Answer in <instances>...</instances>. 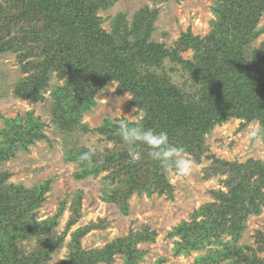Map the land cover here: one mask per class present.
Here are the masks:
<instances>
[{
	"label": "trees",
	"instance_id": "obj_1",
	"mask_svg": "<svg viewBox=\"0 0 264 264\" xmlns=\"http://www.w3.org/2000/svg\"><path fill=\"white\" fill-rule=\"evenodd\" d=\"M212 1L210 30L203 36L187 30L167 46L151 39L155 6L139 8L131 21L119 12L107 29L99 12L115 0H0V53H15L25 74L14 94L36 102L50 88L52 123L66 134L86 132L89 127L82 122V114L96 105V92L114 81L116 92H128L130 104L145 112L140 121L145 128L167 131L170 140L185 147L198 163L208 151L205 136L215 126L232 118L242 119V127L253 120L264 125V40L253 45V39L264 32V25H258L264 0ZM188 51L190 58L182 55ZM54 72L60 84H50ZM32 114L27 111L4 120L0 165L17 150H27L46 138L45 123ZM121 119L127 120L106 119L95 129L112 145L98 150L92 165L80 161V154L88 148L77 143L65 151V158L77 162V179L105 172V200L127 213L133 194L172 198L173 185L143 148V158L131 162L119 134ZM206 157L212 162L205 178L224 175L221 183L226 189H211L213 200L201 204L189 221L182 220L167 233L176 237L172 254L202 251L195 258L199 264H264V255H259L264 252L261 231L256 232L254 247L238 242L246 218L262 212L264 158L238 162L214 154ZM9 176L0 170V264H47L61 245L67 253L56 264H113L117 255L123 264H143L146 250L137 244L155 241L154 230L144 226L102 247L85 249L82 237L98 226L90 223L70 232L66 243V232L81 215V191L75 192L69 219L57 234L54 227L67 200L60 202L54 215L38 219L35 210L45 200L49 181L27 188L10 182ZM25 241L33 242L30 250L25 249ZM164 261L161 257L150 264H172Z\"/></svg>",
	"mask_w": 264,
	"mask_h": 264
},
{
	"label": "rangeland",
	"instance_id": "obj_2",
	"mask_svg": "<svg viewBox=\"0 0 264 264\" xmlns=\"http://www.w3.org/2000/svg\"><path fill=\"white\" fill-rule=\"evenodd\" d=\"M157 7V16L154 20V29L151 39L165 42L167 46L173 43L187 30L193 34L205 35L210 30V21L214 18L211 12L212 0H167L154 4L152 0H115L106 10H100L99 15L104 17L103 26L107 29L110 22L119 12L126 14V19L131 21L133 14L143 6ZM259 27L264 25V15L260 19ZM264 40V32L253 39V45H258ZM182 55L190 58L191 51ZM15 53H0V131L4 127V120L17 115H24L31 111L33 117H38L45 126L42 128L46 138L36 141L27 150H17L15 154L0 165L1 171L10 174L8 180L16 184H23L27 188L42 181H49V188L45 194V200L35 210L38 219H45L54 215L61 201L67 200L66 209L57 218L54 231L60 234L70 216L68 209L70 201L76 191H81L80 218L77 223L69 228L65 234V241L75 228L90 223L97 227L86 233L81 244L85 249L102 247L106 242L114 238L126 235L129 232L139 231L144 226L156 232L155 241L137 244L139 249H145L143 264H150L159 258H165V263L172 264H199L195 258L202 251H192L188 255L174 256L172 247L174 239L167 236L182 220H190V215L201 204L213 200L209 191L211 189H226L222 183L224 175H213L205 178L206 168L211 165V158L206 155L214 154L215 157L229 161L244 162L249 158H264V141L257 143L250 139L251 127L257 120L249 122L242 127V119L232 118L221 125L215 126L205 136L208 151L201 160L194 165L191 175L178 178L166 173L169 182L173 185V197L167 195L151 197L147 195L137 196L133 194L129 198L128 212L122 213L120 208L112 202L105 200L103 189L107 185L103 178L106 174L101 172L96 176L88 175L77 179L74 173L79 169L77 162L68 161L65 151L72 145H83L89 148L90 144L98 146V150H104L112 144L100 135L95 129L106 119L114 122L120 118L136 122V117L129 116L132 109L131 96L128 92L118 94L116 82L110 81L100 91L96 92V105L91 110L82 114V122L88 124V131L75 130L72 133H64L52 123V109L50 88L43 93L44 99L30 102L28 99H20L14 94L15 85L19 78L24 76ZM60 84L55 72L52 74L50 84ZM192 159V158H191ZM105 226H100L102 223ZM264 234V204L259 215H249L245 221L239 243L257 245L256 232ZM223 239L229 238L222 235ZM32 243V244H31ZM23 242L26 250H30L33 242ZM215 245L212 243V246ZM65 245L59 246L53 253L47 264H56L66 256ZM259 255H264L260 251ZM163 262V263H164ZM103 264V263H100ZM113 264H123V259L116 256Z\"/></svg>",
	"mask_w": 264,
	"mask_h": 264
},
{
	"label": "clouds",
	"instance_id": "obj_3",
	"mask_svg": "<svg viewBox=\"0 0 264 264\" xmlns=\"http://www.w3.org/2000/svg\"><path fill=\"white\" fill-rule=\"evenodd\" d=\"M129 116L136 117V122L129 124L127 120L118 122L119 134L122 141L128 146V153L132 163L139 162L143 158L141 148L146 150L147 156L159 163L163 172L182 178L191 175L195 162L186 152V148L178 146L170 140L165 130L145 128L140 121L145 112L142 109L133 108ZM250 139L257 143L264 141V125L254 124L251 127ZM98 153V146L89 145L88 151L80 154L79 159L88 165L93 164V156Z\"/></svg>",
	"mask_w": 264,
	"mask_h": 264
}]
</instances>
